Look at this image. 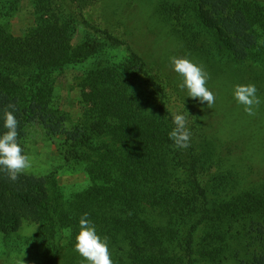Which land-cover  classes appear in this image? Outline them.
<instances>
[{"label": "rangeland", "instance_id": "obj_1", "mask_svg": "<svg viewBox=\"0 0 264 264\" xmlns=\"http://www.w3.org/2000/svg\"><path fill=\"white\" fill-rule=\"evenodd\" d=\"M53 1L55 11L75 17L74 45L91 37L100 46L93 60L101 57L129 73L132 89L141 94L147 90L155 109L168 111L164 113L167 120L174 114L186 117L190 146L175 158L171 153V175L158 181L183 197V215L188 216L187 221L177 222L184 228L182 242L174 246L181 258L177 256L169 264H215L220 249L229 254V264H252L260 248L245 243L254 241V234L264 233V216L245 203L254 204L256 199L240 195L246 190L259 191L264 185V58L254 46L257 28L239 22L231 10L223 14L215 4L221 0ZM258 2L264 5V0ZM39 3L19 1L10 20L15 35L22 36L39 22ZM173 56L187 58L209 74L206 87L215 96L211 108L178 87L182 77L172 69ZM91 62L92 58L74 62L56 75L55 100L68 114V128L81 121L90 106L87 100L93 89L82 78L92 68ZM249 83L255 84L261 100L255 116L246 114L233 95L235 85ZM30 129L26 155L31 167L24 173L47 178L53 190L59 184L61 189L54 192H61L62 202L74 206L82 197L79 194L90 186V179L81 170L68 167L54 139L40 126ZM41 224L29 215L2 217L0 264H50L40 245L45 233ZM57 233L60 250L72 247V228H64L59 221ZM163 234L167 240L173 238L172 233ZM156 261L151 263L158 264ZM55 264L64 262L59 259Z\"/></svg>", "mask_w": 264, "mask_h": 264}, {"label": "trees", "instance_id": "obj_2", "mask_svg": "<svg viewBox=\"0 0 264 264\" xmlns=\"http://www.w3.org/2000/svg\"><path fill=\"white\" fill-rule=\"evenodd\" d=\"M19 1L0 0V136L7 131L4 111L15 104L17 141L23 154L30 127L38 125L54 139L68 167L84 172L91 184L79 194L82 197L74 206H68L62 202V193L54 192L61 189L59 184L53 190L47 178L26 173L13 182L0 170V219L29 215L41 221L45 233L40 245L50 264L59 259L64 264L87 262L74 250L79 220L85 213L97 234L109 238L114 264H150L153 259L169 264L173 258H181L174 246L183 240L184 228L178 223L188 220L187 213L183 215V197L158 183L165 174L171 175V153L175 158L181 151L168 136L174 127L173 116L167 120L166 109L162 112V107L161 113L155 109L147 90L141 94L132 89L134 82L125 70L101 57L93 60L100 46L91 37L74 45L75 17L55 11L53 0H39V22L22 36L15 35L10 20ZM215 4L223 14L231 10L239 22L257 28L254 46L264 58V5L258 0H221ZM90 58L93 66L82 78L93 89L87 100L90 106L82 120H70L73 125L68 128V114L55 100L56 75L74 62ZM243 194L241 198L256 199L254 204L245 202L248 208L264 216V185L259 191L246 190ZM58 220L64 228L74 230L72 247L67 250L58 247ZM163 233H172L173 238L167 240ZM253 236L254 241L245 243L259 245L260 253L252 264H264V233ZM220 250L215 264H229V254Z\"/></svg>", "mask_w": 264, "mask_h": 264}, {"label": "clouds", "instance_id": "obj_3", "mask_svg": "<svg viewBox=\"0 0 264 264\" xmlns=\"http://www.w3.org/2000/svg\"><path fill=\"white\" fill-rule=\"evenodd\" d=\"M170 63L173 71L182 77V83L178 85L181 89H187V96L197 99L201 104L206 102L207 107L215 103V96L207 87L209 74L191 62L187 58L171 57ZM258 89L255 84H237L234 87V98L236 102L243 105V110L249 116L256 115V109L261 104L257 95ZM11 109L12 111H9ZM16 110L15 104H9L4 111V128L7 130L0 136V170L15 182L20 174L31 167L28 155L23 154V149L17 141L18 121L13 114ZM174 127L168 133L169 139L178 149H187L190 144L191 132L187 128V120L184 115L174 114L172 117ZM80 231L76 236L74 250L87 261V264H113L109 251V238L97 234L95 225L88 219L85 213L79 220Z\"/></svg>", "mask_w": 264, "mask_h": 264}]
</instances>
